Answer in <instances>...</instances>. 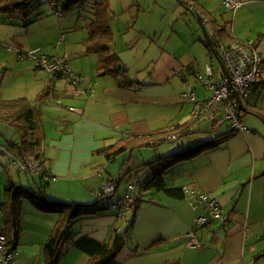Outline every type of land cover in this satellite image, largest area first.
<instances>
[{"label":"crops","instance_id":"obj_1","mask_svg":"<svg viewBox=\"0 0 264 264\" xmlns=\"http://www.w3.org/2000/svg\"><path fill=\"white\" fill-rule=\"evenodd\" d=\"M255 1L259 0H243L249 6L237 12L246 13L254 19L257 30L251 29L248 34L239 30L236 33L240 37L232 34L233 38L245 41L264 36V13L253 4ZM189 3L194 7V0H189ZM254 32H258L257 35ZM262 65L256 84L244 103L249 109L264 108V59ZM96 76L95 79L90 78L93 89L85 86L78 96L69 94L65 90L67 88L54 90V83L53 89L39 105L41 116L45 118L42 122L45 134L43 163L52 175V179L39 176V182L47 181L48 199L94 202L101 186L113 179L107 174L105 158L93 152L129 134H148L162 127H154L151 108L154 104L163 107V114H166L165 105L168 103L164 98L153 100L152 96H141L137 90L118 86L109 75L96 73ZM46 83L47 80L41 89ZM48 95L51 100H48ZM54 100H61L67 107H52L50 103L55 104ZM68 106L80 111H71ZM183 109L182 104L176 114ZM55 114H58V121H46V118ZM186 122L172 120L169 125L173 128L170 133L174 137L166 140L183 137L187 141L186 147L200 142L198 137L186 136L199 129L208 132L205 125L197 126L199 122L188 133H175ZM178 167L174 177L183 176L180 178L182 182L178 186L175 183L171 186L189 184L207 192L222 207V220L212 219L203 205L193 208L186 197H171L162 191L150 189L143 194L144 197L142 195L143 200L127 232L126 242L116 256V262L264 264V130L260 124L256 122L254 129L234 133L218 148L184 160L178 163ZM7 179L2 181V186ZM119 184L116 183L110 200L115 203L109 205L107 210L98 215L81 216L68 226L60 259L55 264H86L89 258L87 253L75 245L80 238L88 236L101 242H110L116 233L124 229L125 218L121 221L117 216L119 208L116 202L124 195L115 197ZM3 198L4 192L0 196V231L9 236L8 240L14 248V262L11 264H46L43 248L58 215L43 211L23 199L20 229L14 236L13 231L8 235L6 228L10 225L2 218ZM201 214L208 217L207 223H195L194 218ZM188 229L195 234L197 245L188 243L185 234Z\"/></svg>","mask_w":264,"mask_h":264},{"label":"rangeland","instance_id":"obj_2","mask_svg":"<svg viewBox=\"0 0 264 264\" xmlns=\"http://www.w3.org/2000/svg\"><path fill=\"white\" fill-rule=\"evenodd\" d=\"M194 1L192 7L204 19L209 33L212 32V26L206 22L208 18L204 10L211 12L218 23L225 24L231 35L238 36L236 32L239 30L246 31V34L251 29V31L257 30L254 19L246 13L237 12L246 6L243 0L237 1L240 5L236 9H230L226 5V0ZM109 2L111 13L108 25L113 38L110 42H106V46L109 54L119 58V64L112 73L108 74L114 81L116 79L112 74L118 75V79L128 84L129 89L137 90L138 95L152 96L153 100L164 98L168 103H163L166 104L167 113L163 114L164 108L154 104L151 108L153 125L154 127L160 125L162 126L160 129L171 132L169 129L172 126L169 123L172 120L183 122L192 119V103L181 96L186 85L189 84L194 88L197 96L201 98L209 96L210 92L199 80V76L204 78L207 67L211 66L214 73L211 80H218L222 73L220 64L213 55L209 54L200 24L179 0H109ZM82 3L84 8L76 6L63 15H59L62 2L60 6L59 4L52 6L48 0H36L33 3L34 10L26 18H21L18 13L9 15L4 11L0 12V96L2 98L25 97L32 103L46 80L45 86L51 88L52 84L47 72L44 69H37L34 61L26 57V53L33 50H39L40 54L64 58L71 70L80 76L76 86H71L65 80H55L54 90L62 91L67 88L65 90L69 94L78 96L85 86L90 90L93 89L94 84L91 79H95L96 73L100 74L103 69L98 56L88 51L85 43L88 35V19L93 18V0H82ZM253 4L264 13V0L255 1ZM191 5L193 4L188 6ZM254 33L257 35L258 32ZM107 55L104 62L107 61L110 66L111 60ZM75 89H78V92ZM55 92L53 95L57 98ZM48 100H51L49 95ZM57 102L54 100L55 104H50L52 107L64 108L65 105L61 100ZM172 102L177 103L170 104ZM182 104L184 109L177 115L176 110ZM68 109L80 111L74 106H68ZM57 115L49 116L46 121L55 123L58 121ZM242 118L247 129H254V123L257 122L264 130V123L259 117L244 113ZM43 121H45L44 117ZM207 121L204 117H200L195 123L199 122L197 126L202 127L208 125ZM199 130L186 136L198 137L202 141L217 135L222 130V126L209 129L208 132ZM14 136L13 128L0 123V196L3 192L2 181L7 177L18 180L25 186L34 184V179L37 182L40 180L35 171L25 172L19 169L18 159L12 156L8 146V141L16 138ZM186 143L187 141L180 137L162 141L153 147H140L132 153L125 152L111 160L104 159L105 164L108 165L107 174L116 180L122 165L125 167L139 165L177 151L179 147H186ZM178 168V164H175L164 174L163 178L167 184L175 183L178 186L182 182L183 176L174 177ZM136 171L134 174L142 180L148 175L145 168H138ZM131 183L126 179L121 180L115 197L125 194ZM131 194L133 195V190ZM122 198L124 200V196ZM117 216L119 220H124V217L119 215V210Z\"/></svg>","mask_w":264,"mask_h":264},{"label":"trees","instance_id":"obj_3","mask_svg":"<svg viewBox=\"0 0 264 264\" xmlns=\"http://www.w3.org/2000/svg\"><path fill=\"white\" fill-rule=\"evenodd\" d=\"M36 0H0V11H4L9 15L18 13L21 18H26L34 10L33 3ZM52 6L61 5V12L63 15L73 7H83L82 0H48ZM185 5H189L188 0H182ZM203 11V10H202ZM208 18V22L212 26V32L215 36L229 41L232 38L231 33L225 24L218 23L217 19L213 18L209 12L203 11ZM93 18L88 19L87 23L88 35L85 39L86 49L95 53L99 62L102 64L101 74L109 75L112 70L117 68L119 58L109 54L106 42H110L113 38L112 31L108 25L111 9L109 0H93ZM91 18V17H90ZM259 36L256 38L258 39ZM209 54L212 55L209 47L206 45ZM105 54V55H103ZM108 54V55H107ZM110 58L111 65L104 62L105 58ZM108 60V59H107ZM116 79V83L120 87H128L123 80L118 79V75L112 74ZM54 85L50 87H43L35 101L31 103L27 98L20 97L14 99L0 98V123L6 124L13 128L16 138H11L8 141L9 150L13 157L18 159V163L25 164L27 160L36 162L39 167L37 175L40 178H51L48 168L43 163L44 151L43 144L45 141L44 127L42 124V116L39 104L43 98L50 93ZM242 117L244 113H252L259 117L264 123V108L249 109L244 106L238 109ZM198 120L188 121L178 127L182 133H188L192 126ZM207 131L215 127L222 126V132L208 139L202 140L194 145L184 147L180 150L171 152L169 154L153 158L147 162H142L139 165L125 167L122 165L120 173L116 178V182L126 179L127 182H132L133 195L128 202V208L123 215L125 218V227L123 230L116 233L110 242H101L94 238L85 236L80 238L76 243V247L81 251L87 253L88 261L86 264H118L116 256L120 249L126 242L127 232L130 230L136 211L140 202L143 200L145 192L150 189L162 191L164 194L183 198L185 197L182 186L175 187L166 183L163 176L170 167L178 164L184 160H188L201 152L218 148L228 137L235 132L226 135L224 133V124H214L207 121ZM190 127V128H189ZM176 130V129H174ZM205 130V129H204ZM169 132L166 129L154 130L148 134L138 135L129 134L119 138L116 142L106 145L95 150L93 153L103 156L106 160H111L116 156L125 152H134L136 149L144 146H156L158 143L166 140V135ZM14 136V137H15ZM127 160L125 161V164ZM129 166V165H128ZM138 168H145L148 172L145 179H140L134 172ZM19 169L22 168L19 165ZM25 172H32V170H22ZM137 172V171H136ZM46 182H34L29 186L22 185L19 181L7 179L3 185L4 198L2 201L3 220L7 226V234L11 235L12 231L17 234L20 229V216L22 211V200L27 199L30 203L40 207L43 211L54 212L58 215L57 221L53 226L49 237L44 245V261L46 264H55L60 259V252L63 241L66 239V230L68 226L77 218L86 215H98L108 209L109 205L115 202H110L113 197V192L104 193L100 191L97 199L92 203L80 202H66L60 200H51L46 197ZM131 193V192H130ZM143 195V197H142ZM123 198L120 197L116 202L118 208L124 204ZM118 203V204H117ZM9 237V236H8ZM11 243V242H9ZM14 249V248H13Z\"/></svg>","mask_w":264,"mask_h":264},{"label":"built area","instance_id":"obj_4","mask_svg":"<svg viewBox=\"0 0 264 264\" xmlns=\"http://www.w3.org/2000/svg\"><path fill=\"white\" fill-rule=\"evenodd\" d=\"M226 5L230 9H236L240 3L234 0H226ZM210 34L219 58L224 65V71H222L220 78L216 81L211 80L214 75L211 66L207 67L204 78L199 76V80L205 84L207 90L210 92L207 97L201 98L197 96L195 89L189 84L186 85L181 96L186 101L192 103V119L190 121L204 117L214 124L223 123L226 135L232 132H246L248 129L238 112V103L241 101L244 105L262 71L264 36H260L261 38L259 37L255 40L245 41L232 37L229 41H226L216 37L212 32ZM26 57L34 61L35 67L44 69L47 72L52 85H54L55 80H65L71 86H76L80 80V76L71 70L64 58L40 54L39 50L26 53ZM233 88L236 89V93ZM75 91L78 92V89H75ZM169 130L172 131L173 128ZM180 132L179 130L175 133ZM173 137V134L170 132L166 135V139ZM19 165L22 170H32L35 173H39V167L36 162L27 160L25 164L21 163ZM116 183L114 179L109 180L101 186L100 191L104 193L113 192L116 188ZM133 188V185L129 184L127 191L123 195L124 204L119 207V214L121 215L128 208V202L131 199L130 192ZM182 190L193 208L203 205L212 219L222 220V207L207 192L200 190L195 185L189 184H184ZM194 221L197 224H205L208 221V217L201 214L196 216ZM185 234L188 236L189 244L197 245V238L190 229ZM14 256L15 252L9 243L7 235L0 231V264L13 263Z\"/></svg>","mask_w":264,"mask_h":264},{"label":"water","instance_id":"obj_5","mask_svg":"<svg viewBox=\"0 0 264 264\" xmlns=\"http://www.w3.org/2000/svg\"><path fill=\"white\" fill-rule=\"evenodd\" d=\"M179 2L183 3L182 0H179ZM184 4V3H183ZM185 5V4H184ZM186 6V5H185ZM186 8H188V10L193 14L194 18L198 21V23L200 24L201 26V29L203 31V35L205 37V40H206V45L209 47L212 55L218 60L219 64H220V68L222 71H224V65L221 61V59L219 58V55L217 53V50L212 42V38H211V35L209 33V30L207 28V25L205 24V21L204 19L201 17L200 13L198 11H196L193 7L191 6H186ZM234 89V92L236 93V89ZM238 107L239 108H242V110H244V105L242 104L241 101H239L238 103Z\"/></svg>","mask_w":264,"mask_h":264},{"label":"flooded vegetation","instance_id":"obj_6","mask_svg":"<svg viewBox=\"0 0 264 264\" xmlns=\"http://www.w3.org/2000/svg\"><path fill=\"white\" fill-rule=\"evenodd\" d=\"M186 6H188V5H186ZM192 7V6H191ZM213 33V32H212ZM213 40V39H212ZM213 42V41H212Z\"/></svg>","mask_w":264,"mask_h":264}]
</instances>
